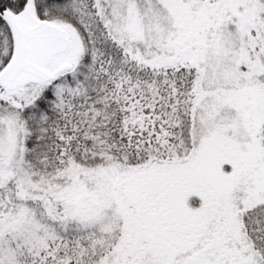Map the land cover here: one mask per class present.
<instances>
[{
	"label": "snow or ice",
	"instance_id": "obj_1",
	"mask_svg": "<svg viewBox=\"0 0 264 264\" xmlns=\"http://www.w3.org/2000/svg\"><path fill=\"white\" fill-rule=\"evenodd\" d=\"M0 264H264V0H0Z\"/></svg>",
	"mask_w": 264,
	"mask_h": 264
}]
</instances>
